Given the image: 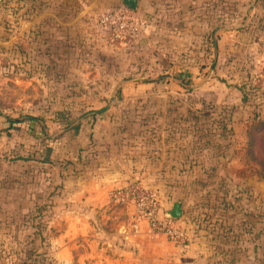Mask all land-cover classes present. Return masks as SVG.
<instances>
[{"label": "rangeland", "instance_id": "1", "mask_svg": "<svg viewBox=\"0 0 264 264\" xmlns=\"http://www.w3.org/2000/svg\"><path fill=\"white\" fill-rule=\"evenodd\" d=\"M150 1L145 18L137 13L150 27L140 37L142 26L116 35L99 20L130 9L122 0H0V173H30L0 188V264L6 247L16 264H122L125 255L124 264H149L151 245L132 246L139 226L165 234L150 227L135 185L154 192L157 216L181 204L209 264H264V171L247 145L264 119V0ZM109 102L43 139L41 122L54 134ZM104 124L112 143L95 140ZM99 156L125 165L127 196L84 210V238L71 236L63 254L82 159ZM37 194L45 213L31 208Z\"/></svg>", "mask_w": 264, "mask_h": 264}, {"label": "crops", "instance_id": "2", "mask_svg": "<svg viewBox=\"0 0 264 264\" xmlns=\"http://www.w3.org/2000/svg\"><path fill=\"white\" fill-rule=\"evenodd\" d=\"M153 8L150 0H137L135 12L136 14L138 12L139 14L141 13L142 15L140 16L145 18L146 15H148L147 13ZM1 14L2 13L0 12V16ZM149 29L150 27L148 25L142 26L140 37L144 34H148ZM104 126L107 133H101V136L103 137H99L95 140L98 143H101L100 141L105 144L112 143L113 140L107 136L111 135L113 126L111 124H104ZM91 128L92 127H86L81 129V146L84 148L86 147L85 149H87V146L84 145L85 138L89 137V133L85 136V131H91ZM96 141H93V143ZM102 158L103 156H99L98 160L94 161L93 159V163H87L82 159L80 165L81 170L78 171L76 177L79 205H76L75 211L71 210L70 219L68 218V211H66L65 217H63L64 221L61 223L65 226L60 232V238L63 241V254H66L65 251L72 248L71 236H75L76 238L82 236V239L84 238L85 226L89 225H87L88 213L84 212V210L88 211L97 209V207L100 208L103 204L109 201L113 192L117 193L119 189L122 191L125 189L123 187L125 185L124 183H126L124 182V178L128 177L127 169L124 167L125 165H119L118 163L116 164V162L108 163L106 159L103 160ZM156 174L157 176H163L164 172L160 170ZM50 176V173H48L47 176H43L44 186L47 185L50 187ZM173 202H175V200L171 201L169 205L171 206ZM84 204H87V206L83 207ZM168 209H170V207L165 210L167 211ZM166 237V235L156 234L139 226L138 239L135 240L133 245L130 244L133 248H140L141 251L139 254L143 252L145 244L151 245L148 258L149 264H205L207 262V252L199 238L193 237L186 245H178ZM76 241L79 242V240ZM97 252H99V250H97ZM126 257L127 255H125V258H122L119 262L124 264L128 259Z\"/></svg>", "mask_w": 264, "mask_h": 264}, {"label": "built area", "instance_id": "3", "mask_svg": "<svg viewBox=\"0 0 264 264\" xmlns=\"http://www.w3.org/2000/svg\"><path fill=\"white\" fill-rule=\"evenodd\" d=\"M99 20L110 24L116 35L126 33V35L132 36L134 33L136 34L144 24V19H141L133 10L124 7L101 15ZM130 192L138 196L139 204L145 205L146 209L144 215L149 219L150 227L154 231L164 233L178 245H186L189 242V235L185 225L180 220L181 218L173 219L167 216L160 217L156 215L154 192L142 190L138 185H135ZM127 193L126 190L122 191L120 189L117 193L114 192V195H120L122 199H124Z\"/></svg>", "mask_w": 264, "mask_h": 264}, {"label": "trees", "instance_id": "4", "mask_svg": "<svg viewBox=\"0 0 264 264\" xmlns=\"http://www.w3.org/2000/svg\"><path fill=\"white\" fill-rule=\"evenodd\" d=\"M25 119V118H24ZM31 121H37L36 118L34 117H29ZM8 121L13 122V121H20V119H9ZM42 127V126H41ZM43 131V128H42ZM43 139L45 140H56L57 137L51 138L46 136V134L43 132ZM259 134V136H258ZM247 145L249 147V153L253 155L254 161L259 165L261 171H264V119L258 120L257 123L253 124L250 129H249V139L247 142ZM260 146V147H257ZM26 159V158H25ZM29 158L27 159V161ZM62 167H59V169ZM29 169H25L22 171H17V175L10 177L8 173L3 172L0 173V188H8L15 186L18 183V180L21 178H26V176L29 173ZM6 171V170H5ZM27 173V174H26ZM26 175V176H25ZM264 177V172L261 174ZM11 178V181H10ZM19 178V179H18ZM31 181H34L33 184L35 183V179H32ZM29 181V182H31ZM37 182V181H36ZM40 201H42V205H39ZM49 207L46 202V198L43 197L42 195L37 194V198H34V203L31 208L33 209H39L42 210L44 213L46 212L47 208ZM4 256H3V261L4 264H16L18 261V253L17 251H14L11 247L5 248L4 249ZM205 264H209L208 260Z\"/></svg>", "mask_w": 264, "mask_h": 264}, {"label": "water", "instance_id": "5", "mask_svg": "<svg viewBox=\"0 0 264 264\" xmlns=\"http://www.w3.org/2000/svg\"><path fill=\"white\" fill-rule=\"evenodd\" d=\"M122 1L127 7H129L132 10H134L136 8V6H137V0H122ZM254 2H255V0H252L251 6L254 4ZM166 76H169V75H166ZM111 105H112V103L109 102L103 108L96 109V110H90V111H87V112L83 113L74 122H72L68 127L60 129L54 134H49L48 131H47V127L44 125L43 122H41L42 125H43L44 133L46 134V136L53 138V137L59 135L60 133H62L65 129L73 127L74 125H76L79 122L80 119H82V118H84L86 116H89V115H93V114L102 112L103 110L109 108ZM181 215H182V207H181V204L179 202H177V201L173 202L172 205H171V208L168 209L167 212H166V216L169 217V218H173V219H178V218L181 217Z\"/></svg>", "mask_w": 264, "mask_h": 264}]
</instances>
